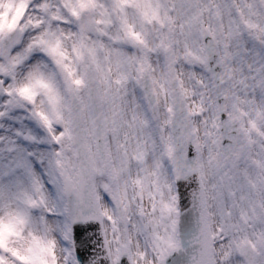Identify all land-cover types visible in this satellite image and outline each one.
<instances>
[{"label":"snow or ice","instance_id":"1","mask_svg":"<svg viewBox=\"0 0 264 264\" xmlns=\"http://www.w3.org/2000/svg\"><path fill=\"white\" fill-rule=\"evenodd\" d=\"M0 264H264V0H0Z\"/></svg>","mask_w":264,"mask_h":264}]
</instances>
